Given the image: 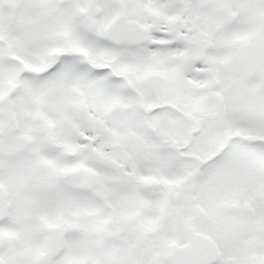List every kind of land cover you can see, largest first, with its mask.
Here are the masks:
<instances>
[{
	"label": "snow or ice",
	"instance_id": "1",
	"mask_svg": "<svg viewBox=\"0 0 264 264\" xmlns=\"http://www.w3.org/2000/svg\"><path fill=\"white\" fill-rule=\"evenodd\" d=\"M0 264H264V0H0Z\"/></svg>",
	"mask_w": 264,
	"mask_h": 264
}]
</instances>
